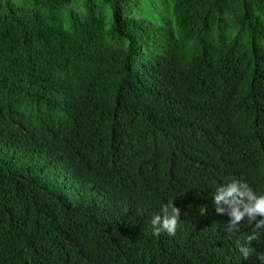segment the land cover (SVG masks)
<instances>
[{
  "label": "trees",
  "instance_id": "16d2710c",
  "mask_svg": "<svg viewBox=\"0 0 264 264\" xmlns=\"http://www.w3.org/2000/svg\"><path fill=\"white\" fill-rule=\"evenodd\" d=\"M234 179L264 191V0H0V264H261Z\"/></svg>",
  "mask_w": 264,
  "mask_h": 264
},
{
  "label": "clouds",
  "instance_id": "9594fccd",
  "mask_svg": "<svg viewBox=\"0 0 264 264\" xmlns=\"http://www.w3.org/2000/svg\"><path fill=\"white\" fill-rule=\"evenodd\" d=\"M211 197L215 211L230 217L229 227H235L245 217L248 224L254 222L253 232L247 235L245 243L238 246L240 256L247 259L254 251L250 247L251 241L261 234L258 230L264 229V191H254L246 181L234 179L218 185ZM173 200L162 203L159 213L151 220L153 226L169 235L175 233L180 216V209L173 205ZM257 259L264 264V254L258 255Z\"/></svg>",
  "mask_w": 264,
  "mask_h": 264
},
{
  "label": "rangeland",
  "instance_id": "374dc122",
  "mask_svg": "<svg viewBox=\"0 0 264 264\" xmlns=\"http://www.w3.org/2000/svg\"><path fill=\"white\" fill-rule=\"evenodd\" d=\"M21 0H16V3H19Z\"/></svg>",
  "mask_w": 264,
  "mask_h": 264
}]
</instances>
